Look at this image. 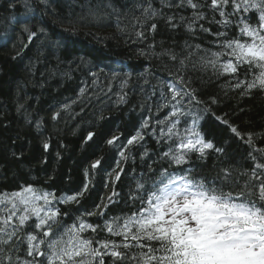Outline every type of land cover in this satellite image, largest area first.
Masks as SVG:
<instances>
[{
  "label": "snow or ice",
  "instance_id": "6c2138e0",
  "mask_svg": "<svg viewBox=\"0 0 264 264\" xmlns=\"http://www.w3.org/2000/svg\"><path fill=\"white\" fill-rule=\"evenodd\" d=\"M38 3L46 15L49 0ZM25 7L32 11L29 0ZM107 7L119 27V10L111 2ZM137 8L139 14L132 15L130 24L119 28L126 43L144 44L137 55L167 63L164 74L150 70L144 77L148 88L145 92L140 87L145 95L135 131L127 137L109 132L102 144L116 153L114 167L104 170V157L96 156L84 169L82 186L70 194L61 190L57 195L33 182L0 190V264H264V129L242 131L226 118L228 113L218 116L212 110L221 103L217 95H201L207 85L217 83L224 98L230 93L237 94L238 101L256 92L264 96V0H138ZM52 14L57 15L54 9ZM68 23L73 26L54 36L44 25L33 30L25 24L23 31L29 43L43 37L57 49L66 48L77 35L76 21ZM160 30L170 34V43L156 39ZM181 32L186 38L177 50L174 36ZM202 37L210 39L197 42ZM90 74L96 84L97 73ZM112 76L120 79L115 103L125 105L132 76L119 70ZM225 76L228 79L218 83ZM111 90L109 84L107 92ZM81 97L83 87L76 100L53 110L51 121L58 123L62 113L75 119L84 108L75 113L72 104ZM246 110L238 108L233 115ZM16 112L37 138L43 154L39 163L47 164L53 145L44 118L34 116L19 100ZM208 117L229 135L219 138L202 129ZM105 119L101 111L97 120ZM97 135L86 130L81 148L96 144ZM149 137L155 150L146 147ZM11 140L12 158L22 159L31 142L18 145L19 131ZM233 141L246 153L238 154ZM137 147L143 149L139 171L132 153ZM55 156L61 159L59 151ZM129 161L133 167L126 173ZM97 170L104 173L105 189L111 188L92 208H82L95 187ZM122 177L131 179L123 195L116 190ZM113 205L122 207L111 213ZM92 217L95 222L89 221Z\"/></svg>",
  "mask_w": 264,
  "mask_h": 264
},
{
  "label": "trees",
  "instance_id": "16d2710c",
  "mask_svg": "<svg viewBox=\"0 0 264 264\" xmlns=\"http://www.w3.org/2000/svg\"><path fill=\"white\" fill-rule=\"evenodd\" d=\"M109 2L120 12L119 27L116 16L108 15L111 13V9L107 7ZM29 3L32 11L25 7V0H0V42L6 45L0 46V190L15 189L18 182H33L43 188L55 190L57 195L61 190L70 194L82 186L85 180L84 169L89 167L96 156L104 157V170L110 171L114 167L118 157L107 145H103L102 141L109 132L123 133V136L127 137L135 131L134 125L141 115L138 105L145 95L140 91L144 77L148 76L150 70L164 74L163 64L167 61L147 60L137 55V48H143L145 45L126 43L127 36L119 30L130 24L133 14H139L138 0H49L50 7L46 15L38 0H29ZM155 6L159 7V4L156 3ZM53 9L57 15L52 14ZM92 11L97 14L95 18L90 15ZM69 19L76 21L77 35L74 42L66 48L57 49L43 37L29 43L27 33L23 31L25 24L33 30L44 25L54 36L62 28L73 26L68 23ZM52 21H56V24ZM127 31H131V28L128 27ZM169 35L160 30L156 39L163 38L170 43ZM174 38L179 50V45L186 37L181 32L175 34ZM206 39L210 38L202 37L197 42H204ZM17 52L21 55L13 59ZM168 66L172 67L171 64ZM114 70L132 76L125 88L129 94L128 103L125 105L117 106L115 103L120 92V79L113 78ZM91 72L97 73L96 84H93L96 78ZM142 73L144 75H141ZM227 79L225 76L218 83ZM109 84L111 92H107ZM82 87L85 88V97L72 104V111L80 113L82 107L84 111L75 119L62 113L63 119L58 123L52 122L50 116L53 110L76 100ZM143 87L146 92L148 86ZM102 89L104 91H101ZM201 95L203 99H207L209 95H217L221 103L213 106L212 110L218 116L228 113L226 118L239 125L242 131L264 129V96L259 92L254 93L251 98L246 97L238 101L235 93H230V98H224L217 83H212L206 86V91ZM17 100L25 103L34 116L44 118L46 134L52 137L53 145L46 154L47 164L39 163L43 155L42 150L37 144L34 132L16 112ZM133 108L135 111H132ZM238 108L247 110L233 115L234 110ZM101 111L106 119L98 121L97 115ZM89 129L97 132V142L81 148L82 138ZM202 129L214 133L219 138L229 135L227 128L211 117L202 122ZM18 131L21 136V140L17 141L18 145L21 142H31L22 159L12 158L9 150L12 145L11 138ZM146 139V147L155 150V141L150 137ZM61 143L65 147L61 148ZM233 146L238 148V154L247 151L237 141H233ZM56 151L60 152L59 160L56 159ZM142 151L139 147L132 149L133 155H136L137 171L142 167L138 155ZM132 167L133 163L129 161L125 165V172L128 173V169ZM50 175L55 179L49 181ZM68 176L71 177L70 180L67 179ZM104 182V173L97 170L95 187L81 202L82 208L90 209L102 197L108 195L111 185L109 189H105ZM130 183V177H122L116 184V190L123 195L127 190L126 185ZM120 207L122 205H113L108 211L115 213ZM89 221L95 222L96 218H89ZM66 222L70 223L71 217Z\"/></svg>",
  "mask_w": 264,
  "mask_h": 264
}]
</instances>
